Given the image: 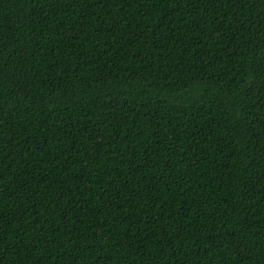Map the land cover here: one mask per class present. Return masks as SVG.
I'll list each match as a JSON object with an SVG mask.
<instances>
[{
  "label": "trees",
  "instance_id": "16d2710c",
  "mask_svg": "<svg viewBox=\"0 0 264 264\" xmlns=\"http://www.w3.org/2000/svg\"><path fill=\"white\" fill-rule=\"evenodd\" d=\"M0 264H264V0H0Z\"/></svg>",
  "mask_w": 264,
  "mask_h": 264
}]
</instances>
